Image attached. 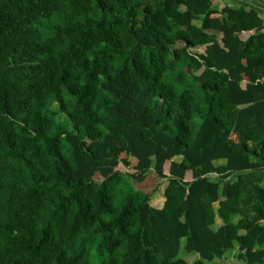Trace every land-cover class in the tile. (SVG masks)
<instances>
[{
	"label": "trees",
	"instance_id": "1",
	"mask_svg": "<svg viewBox=\"0 0 264 264\" xmlns=\"http://www.w3.org/2000/svg\"><path fill=\"white\" fill-rule=\"evenodd\" d=\"M218 4L0 0V264H264V19Z\"/></svg>",
	"mask_w": 264,
	"mask_h": 264
},
{
	"label": "rangeland",
	"instance_id": "2",
	"mask_svg": "<svg viewBox=\"0 0 264 264\" xmlns=\"http://www.w3.org/2000/svg\"><path fill=\"white\" fill-rule=\"evenodd\" d=\"M195 24L198 25V22H195ZM201 72H202V70L199 71L198 74H200ZM58 118L61 120V122H65V119L63 116L59 115ZM176 160L178 161L180 159H176ZM263 186H264V183H263ZM163 204H164V200L161 197H159L157 194H154L152 196L151 203H150L151 207L156 208V209H160L163 207ZM216 223H217V225H220L221 221L217 220ZM236 255H237L236 250L231 252V253L226 254L225 264H238L236 262V258H235ZM179 258L184 259L185 261L191 263V262L197 260V255L194 254V255L189 256V255H186L184 253V251H181L179 254Z\"/></svg>",
	"mask_w": 264,
	"mask_h": 264
},
{
	"label": "crops",
	"instance_id": "3",
	"mask_svg": "<svg viewBox=\"0 0 264 264\" xmlns=\"http://www.w3.org/2000/svg\"><path fill=\"white\" fill-rule=\"evenodd\" d=\"M221 9L224 5L232 9L245 8L255 11L264 19V0H212ZM156 209V208H155ZM161 209V208H160Z\"/></svg>",
	"mask_w": 264,
	"mask_h": 264
}]
</instances>
